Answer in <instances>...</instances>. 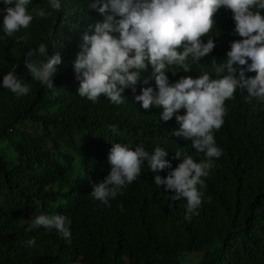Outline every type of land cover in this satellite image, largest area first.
Here are the masks:
<instances>
[{"label": "clouds", "instance_id": "9594fccd", "mask_svg": "<svg viewBox=\"0 0 264 264\" xmlns=\"http://www.w3.org/2000/svg\"><path fill=\"white\" fill-rule=\"evenodd\" d=\"M46 1L51 10H61V0H0V39L13 36L15 57L11 70L0 74V93L16 98L21 114L33 90L45 103L46 90L65 85L45 103L50 122L76 112L83 101L128 121L125 138L111 139L104 148L98 182L83 180L100 204L130 193L145 169L155 186L171 192L168 199L181 205L188 223L203 218L202 191L214 202L209 208L218 222L230 218L224 190L207 188L209 171L223 155L224 137L244 133L264 140V0H87L93 11L59 14L57 35L52 26L36 41L26 32L36 17H52ZM82 25L72 74L64 70L62 35ZM229 117L237 120L233 128ZM109 127L119 135L116 125ZM48 134L42 130L39 142ZM67 189L69 195L51 203L53 211L13 212L19 246H33L39 228L70 243L66 214L82 198ZM4 199L0 195V204ZM24 205L29 209L30 201ZM259 225H247L251 239ZM221 237L202 250L217 264H231L236 229L227 228ZM258 254L264 256L263 242Z\"/></svg>", "mask_w": 264, "mask_h": 264}, {"label": "trees", "instance_id": "16d2710c", "mask_svg": "<svg viewBox=\"0 0 264 264\" xmlns=\"http://www.w3.org/2000/svg\"><path fill=\"white\" fill-rule=\"evenodd\" d=\"M45 10H50L52 17H36L26 32L30 39L43 40L52 26L57 35L59 14L85 16L88 10L93 11L87 0H61L59 12L51 10L46 1ZM83 29L82 25L78 30L72 28L68 36L66 31L62 35L64 70L72 74L75 57L71 55ZM13 41V36L0 39V74L13 67ZM63 88L65 85L46 90L43 102ZM15 100L0 93V195L5 197L0 204V264H217L202 249L209 240L222 239L231 226L237 240L230 263L264 264V256L258 254L260 243L264 244V140L240 133L220 141L223 155L209 171L207 188L224 190L230 218L218 222L209 208L214 202L201 189L203 218L188 223L182 218L181 205L168 199L171 192L155 186L145 169L134 189L118 194L108 206L93 199L91 190H85L83 180L89 183L94 179L95 184L102 174L104 148L111 139L125 138L129 129L126 119L83 101L76 112L70 109L52 123L39 91L30 93L29 106L21 114L14 107ZM236 124L235 117L228 118V127ZM110 125L117 126L119 135L112 133ZM45 129L49 134L39 142L38 135ZM85 167L87 176L82 173ZM67 186L70 192H80L82 198L76 209L66 214L72 221L70 243L54 230L39 228L32 231L33 246H19L14 224L18 215L13 212L23 209L30 216L40 209L53 211L51 203L69 195ZM28 201L30 208L26 209L23 204L27 206ZM250 223H260L253 239L247 226ZM209 232L221 234L205 238Z\"/></svg>", "mask_w": 264, "mask_h": 264}, {"label": "rangeland", "instance_id": "374dc122", "mask_svg": "<svg viewBox=\"0 0 264 264\" xmlns=\"http://www.w3.org/2000/svg\"><path fill=\"white\" fill-rule=\"evenodd\" d=\"M193 259H195V258H193Z\"/></svg>", "mask_w": 264, "mask_h": 264}]
</instances>
